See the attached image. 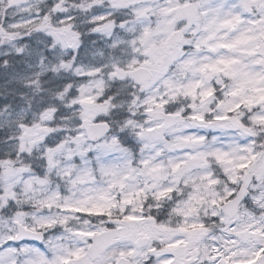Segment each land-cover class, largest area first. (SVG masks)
<instances>
[{
  "label": "snow or ice",
  "instance_id": "snow-or-ice-1",
  "mask_svg": "<svg viewBox=\"0 0 264 264\" xmlns=\"http://www.w3.org/2000/svg\"><path fill=\"white\" fill-rule=\"evenodd\" d=\"M0 264H264V0H0Z\"/></svg>",
  "mask_w": 264,
  "mask_h": 264
}]
</instances>
